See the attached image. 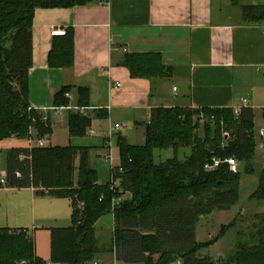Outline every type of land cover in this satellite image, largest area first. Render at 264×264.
<instances>
[{"label": "trees", "instance_id": "1", "mask_svg": "<svg viewBox=\"0 0 264 264\" xmlns=\"http://www.w3.org/2000/svg\"><path fill=\"white\" fill-rule=\"evenodd\" d=\"M96 0H0V140L9 137L41 138L51 133L50 120L28 102V70L32 65V16L36 7H69ZM242 11L253 21L264 19V4L247 5ZM72 34L65 32L61 44L52 47L48 65L69 66ZM121 65L131 77L151 81L173 72L158 53H126ZM69 87L58 90L55 107L67 106ZM78 106H88L86 88L78 89ZM99 116V110H96ZM264 113V109H263ZM101 117H106L105 114ZM91 117L80 110L68 114L70 136H84ZM144 141L131 144L117 135L119 164L109 180L97 182L88 164L87 149L71 145L10 148L6 153V185L33 187L37 194L71 199V225L51 229L50 260L83 264L113 253L125 264H264V213L246 240L238 239L223 257L198 255L236 225L237 216L220 225L205 241L196 239L201 217L215 210H228L240 196V165L246 173L256 152L254 114L242 107H154L143 124ZM227 133V134H226ZM174 156L154 161L155 150ZM182 150L183 157L176 153ZM79 155V163L75 158ZM234 157L235 172L225 162L207 170L213 159ZM16 173H19L17 176ZM111 179V180H110ZM117 185H113V182ZM251 199L264 201V168L259 173ZM79 203L82 205L79 206ZM105 215L113 220L108 242L101 244L96 224ZM240 233V232H239ZM0 264H46L35 254L34 241L25 229L0 228Z\"/></svg>", "mask_w": 264, "mask_h": 264}, {"label": "crops", "instance_id": "2", "mask_svg": "<svg viewBox=\"0 0 264 264\" xmlns=\"http://www.w3.org/2000/svg\"><path fill=\"white\" fill-rule=\"evenodd\" d=\"M257 4L264 0H96L36 7L28 102L38 111L48 109L51 133L41 138L52 145L59 128L65 134V143L59 146L87 149L88 164L96 171L97 182L104 184L110 178L106 155L113 137L108 140L106 132L111 125H135L138 142L143 143V124L154 107L235 109L246 98L254 124L256 111L261 117L254 129L258 147L264 135V19L253 21L242 11L243 6ZM55 30L72 34L69 66L48 65L52 43L61 44L65 34H53ZM126 53H158L173 72L153 81L131 77L120 64ZM66 86L68 105L53 106L54 94ZM79 88L88 92L85 108L78 106ZM76 110L90 115L91 133L69 135L68 114ZM0 142L4 172L10 148H30L27 139L9 137ZM72 212L68 197L37 194L33 187L0 186V228L25 229L33 238L35 254L45 261L50 259L51 229L70 226Z\"/></svg>", "mask_w": 264, "mask_h": 264}, {"label": "rangeland", "instance_id": "3", "mask_svg": "<svg viewBox=\"0 0 264 264\" xmlns=\"http://www.w3.org/2000/svg\"><path fill=\"white\" fill-rule=\"evenodd\" d=\"M254 129L257 130L261 117L259 111H256ZM123 128L120 132L126 136L129 143H141L138 142L140 135L136 134L135 125L122 124ZM55 139L51 141L52 145H61L65 143V134L57 128L55 130ZM261 134V133H260ZM259 134V135H260ZM117 135L113 136L110 140V154L114 161L119 164V153L117 146ZM46 136V135H45ZM261 136V135H260ZM255 137V135H254ZM256 141V139H255ZM3 145V142H0ZM175 154L171 149L168 150H155L154 161L159 162L163 159L173 157ZM177 157H183V151L179 150L176 153ZM264 148L256 147L255 158L253 160L252 167L254 172L246 173L243 171V165H240L239 170L241 171L240 177V196L238 202L228 210H215L210 215L201 217L196 228V239L198 241H205L215 236L220 228V225L226 224L237 216L236 225L229 229L224 236L218 239L214 244L208 248H203L198 252V255H210L213 258L223 257L228 254L234 247L238 239L246 240L248 233L254 231L256 227L252 224H257L258 219L254 216L257 213H264V201H257L251 199L249 195L251 191L255 189L261 168L264 166ZM97 226V236L101 244L108 242L112 231H113V220L109 215L102 217ZM240 232V233H239ZM108 257V254L102 255ZM100 256V257H102Z\"/></svg>", "mask_w": 264, "mask_h": 264}, {"label": "built area", "instance_id": "4", "mask_svg": "<svg viewBox=\"0 0 264 264\" xmlns=\"http://www.w3.org/2000/svg\"><path fill=\"white\" fill-rule=\"evenodd\" d=\"M52 33L56 34V35L57 34L63 35L65 33V31L64 30H55ZM262 33L264 35V30L262 31ZM117 85L119 86V84H117ZM241 102H242L241 103L242 105L240 107L234 109V113L236 115L239 114V112H240L242 107H248L247 106L248 105V100L246 98H242ZM47 110L48 109L40 110V117H41L42 121H46V119H47ZM123 128H124V126H122L119 123H115V124L111 125L108 128L107 132H106L107 139L110 140L113 137V135H115L116 132H120ZM87 132L91 133L92 131L91 130H87ZM25 139H27L30 147H32V146L45 147V146L48 145L47 140L44 139V138H37L35 136H31L30 135V136H28ZM262 139L263 140H261V142L259 143V147H264V135H263ZM106 159L109 162L110 172H111V170L116 165L113 163V159H112L110 153L106 155ZM222 162H225L228 165L230 171H233V172H235L237 170L238 163H239L234 157H229V158L225 159L224 161L219 160V159H213L211 164L209 163V164H207L205 166V169L210 170V169L216 167L217 165H219ZM16 174H17V176H19V173H16ZM5 185H6V174H5L4 171H0V186H5ZM115 185H117L116 181L113 182V185H111V186H115ZM81 205H82V203L81 204L79 203V206H81ZM46 264H69V263H66V262H53V261H51L49 259V260H46ZM83 264H125V263L119 261L116 258V255L113 253L111 256H109V258L105 257V256L96 257V258H93L92 260H88V261L84 262Z\"/></svg>", "mask_w": 264, "mask_h": 264}, {"label": "water", "instance_id": "5", "mask_svg": "<svg viewBox=\"0 0 264 264\" xmlns=\"http://www.w3.org/2000/svg\"><path fill=\"white\" fill-rule=\"evenodd\" d=\"M263 168H264V166H263Z\"/></svg>", "mask_w": 264, "mask_h": 264}]
</instances>
